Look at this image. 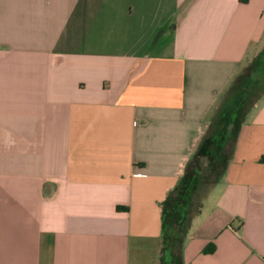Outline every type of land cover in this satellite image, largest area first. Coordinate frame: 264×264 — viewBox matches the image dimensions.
I'll use <instances>...</instances> for the list:
<instances>
[{"label": "crops", "instance_id": "0c3cea01", "mask_svg": "<svg viewBox=\"0 0 264 264\" xmlns=\"http://www.w3.org/2000/svg\"><path fill=\"white\" fill-rule=\"evenodd\" d=\"M257 65L264 0H0V264H264V91L190 168Z\"/></svg>", "mask_w": 264, "mask_h": 264}, {"label": "rangeland", "instance_id": "374dc122", "mask_svg": "<svg viewBox=\"0 0 264 264\" xmlns=\"http://www.w3.org/2000/svg\"><path fill=\"white\" fill-rule=\"evenodd\" d=\"M250 72V75H246L242 81L237 82L238 84L233 90L230 88L223 95L214 111V118L210 122V128L205 135L204 141L206 139L207 141L203 144L201 153L197 154L190 166V168L194 169L195 179L203 191L214 182L223 170L224 164L222 161L217 163L215 160L220 154L221 148L227 144V139L230 138L231 140L234 137L235 129L233 124L238 121L242 111L251 106L256 98L263 94L264 66H253L250 68ZM235 111H237V114L232 118L233 116L231 115ZM226 112L228 115H226ZM232 120L233 122L230 124ZM213 141L217 144L214 145Z\"/></svg>", "mask_w": 264, "mask_h": 264}, {"label": "trees", "instance_id": "16d2710c", "mask_svg": "<svg viewBox=\"0 0 264 264\" xmlns=\"http://www.w3.org/2000/svg\"><path fill=\"white\" fill-rule=\"evenodd\" d=\"M241 2H246L247 0H240Z\"/></svg>", "mask_w": 264, "mask_h": 264}]
</instances>
